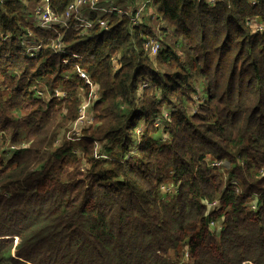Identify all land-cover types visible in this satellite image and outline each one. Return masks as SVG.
<instances>
[{
  "label": "trees",
  "instance_id": "1",
  "mask_svg": "<svg viewBox=\"0 0 264 264\" xmlns=\"http://www.w3.org/2000/svg\"><path fill=\"white\" fill-rule=\"evenodd\" d=\"M42 1L0 3V264H264V32L247 24L264 0H121L105 30H59L65 55L29 57L24 36L57 34L35 27ZM157 18L184 56L144 52ZM93 90L92 125L55 146Z\"/></svg>",
  "mask_w": 264,
  "mask_h": 264
},
{
  "label": "built area",
  "instance_id": "2",
  "mask_svg": "<svg viewBox=\"0 0 264 264\" xmlns=\"http://www.w3.org/2000/svg\"><path fill=\"white\" fill-rule=\"evenodd\" d=\"M7 0H0V3ZM22 2H25L26 0H19ZM121 0H73L72 3H70L65 10L64 14L62 16H56L52 11L50 10L48 6V0H43L40 5H37L35 7L36 9V15L37 19L34 21L35 27L42 31H55L56 37L49 40H42L39 43H36L35 41H32V43L28 44V48L25 49L26 56L29 57H35L42 49L48 47V49L56 55L63 56L66 54L65 46L62 41V36L59 33V30L66 29L72 26L74 29H79L82 32H85L87 30H90L94 28L95 25H99L102 29H106V21L101 18L102 15H109V14H119V15H126L128 12H126L122 5L119 4ZM208 5L213 6L215 3V0H206ZM257 0H250V3L255 4ZM40 7V9L38 8ZM92 14H95V18H90ZM142 8L136 9L134 15L131 16V23L132 25H140L142 23ZM252 23V27L255 28L253 32L257 33H263L264 32V23L258 22L256 19H250L247 24L250 27V23ZM251 28V27H250ZM252 30V29H251ZM28 37V36H27ZM29 38V37H28ZM144 52L152 57H155L158 55V53L161 51L162 47L158 40L155 39H149L147 40L144 45ZM79 78L88 86H92V82L90 81L89 75L83 71L78 72ZM92 91L91 94L95 96L94 100H97V94ZM60 94V93H59ZM45 97V95H43ZM60 96V95H59ZM80 114H82L80 121L81 123H84L87 119L83 116V112L80 111ZM88 127L92 125L93 123V116L88 115ZM159 124V122L157 123ZM77 138V137H76ZM222 163L218 162H212L211 165L213 167H219ZM224 167V166H223ZM83 171V169H81ZM168 190L169 188L164 186L162 190ZM215 204L211 203L209 205V208H212ZM257 198L253 197L251 199V202L249 206L253 211L257 209ZM212 228H217L218 233L221 229L218 225V220L211 222L209 225V230L211 233ZM216 232V235H218Z\"/></svg>",
  "mask_w": 264,
  "mask_h": 264
},
{
  "label": "rangeland",
  "instance_id": "3",
  "mask_svg": "<svg viewBox=\"0 0 264 264\" xmlns=\"http://www.w3.org/2000/svg\"><path fill=\"white\" fill-rule=\"evenodd\" d=\"M146 7H147L146 4L142 3V5L140 7H137L136 8V9L142 8V19L141 20H145V21L148 19L147 14L149 13L148 12V9ZM31 8L32 7H30V9H29L30 11L29 12L31 13V17H32V20L34 22L37 19L36 9L34 7L32 9ZM38 8L40 9V7H38ZM131 9L132 8L129 7V10L130 11H131ZM136 9L134 11H136ZM152 21L153 22L150 25H151L152 30L154 32L156 31V34L159 37L158 40L159 41L163 40L165 42V45L166 46H169L170 48H172L173 50H175L176 53L179 54L180 56H184L186 51H185L184 47L181 45L179 39L170 37V36L166 35L165 33H162L161 34V32L157 31V26L163 28V24L159 20V18H157L156 20H152ZM252 23H254V22L251 21L250 27H251V29L253 31V30H255V28L252 27ZM0 36H2V35L0 34ZM6 36H8V35H6ZM28 37L27 36H24L23 39H22V41H21V45L23 46L24 49L28 48L27 47L28 44L32 43V41H33L30 34H28ZM162 45H164V44H162ZM38 90L40 92L42 91L41 88H39ZM80 99H81V103H80L79 109H80V111L83 112V116L85 117V119L88 120V115L89 114L93 116L92 105L96 101V100H94L95 99V96L90 93L87 96L82 95V97ZM81 116H82V114H80V112H79V115H78L77 119L73 123H71V125L68 128V130L65 133H63V131H61V135L58 138V140L56 141L55 146H58L60 144V142H62L64 139H66V140H68V139H76V137L81 136V132H83V130L88 129V122H87V120L84 123H81V121H80ZM67 133H68V135L65 136ZM155 138L156 139H160L161 137L158 136V135H156ZM76 141H74L73 143H76ZM132 151L133 150L131 148L129 150V152H132ZM103 156H104V154H101V157H103ZM211 163H212V161L209 164H210L211 167H213L211 165ZM223 166L225 167L226 166V163H222L217 168L223 169ZM257 203H258V201H257ZM218 225H219V227H221V225H222L221 220H218ZM218 230L219 229H217V228H212L211 229L212 232L213 231L215 232V235H216V232L218 233ZM185 256L187 258V255L186 254H185Z\"/></svg>",
  "mask_w": 264,
  "mask_h": 264
},
{
  "label": "crops",
  "instance_id": "4",
  "mask_svg": "<svg viewBox=\"0 0 264 264\" xmlns=\"http://www.w3.org/2000/svg\"><path fill=\"white\" fill-rule=\"evenodd\" d=\"M127 7H128V6H127ZM147 17H148V19H149V13L147 14ZM148 19H147V20H148ZM147 20H146V21H147ZM144 22H145V21H144ZM145 24H146V22H145ZM146 25H147V24H146Z\"/></svg>",
  "mask_w": 264,
  "mask_h": 264
},
{
  "label": "bare ground",
  "instance_id": "5",
  "mask_svg": "<svg viewBox=\"0 0 264 264\" xmlns=\"http://www.w3.org/2000/svg\"><path fill=\"white\" fill-rule=\"evenodd\" d=\"M150 39H155V40H157L156 38H150ZM159 41V40H158ZM160 42V41H159Z\"/></svg>",
  "mask_w": 264,
  "mask_h": 264
}]
</instances>
